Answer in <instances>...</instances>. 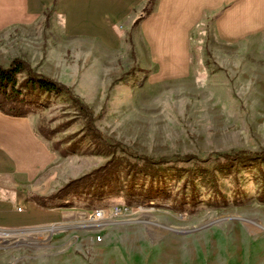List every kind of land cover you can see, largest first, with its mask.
I'll return each mask as SVG.
<instances>
[{"label": "rangeland", "instance_id": "rangeland-1", "mask_svg": "<svg viewBox=\"0 0 264 264\" xmlns=\"http://www.w3.org/2000/svg\"><path fill=\"white\" fill-rule=\"evenodd\" d=\"M56 17L50 9L0 32V65L25 61L67 85L93 114L98 133L69 94L28 91L30 112L16 116L32 119L52 153L54 190L43 197H58L46 207L77 216L109 211L99 226L77 228L84 245L76 256L100 257L96 247L115 229L108 246L123 264H264V158L216 160L218 153L264 149V31L220 40L206 16L192 34L191 69H146L137 19L116 25L106 42L70 34ZM185 155L196 159L177 160ZM40 235L0 238V264H26L21 255L48 242ZM89 236L95 243L86 245Z\"/></svg>", "mask_w": 264, "mask_h": 264}, {"label": "crops", "instance_id": "crops-1", "mask_svg": "<svg viewBox=\"0 0 264 264\" xmlns=\"http://www.w3.org/2000/svg\"><path fill=\"white\" fill-rule=\"evenodd\" d=\"M147 1L0 0V32L32 24L52 9L70 34L108 42L114 27L132 25ZM206 16L218 39L242 41L264 31V0H155L136 27L142 66L161 69L163 63L162 69H191L192 34ZM51 155L30 117L0 110V238L41 233L48 242L40 252L21 255L26 264H123L108 246L115 229L106 231V246L96 247L100 257H77L73 250L84 245L77 230L80 215L32 200V195L47 196L54 190L48 189ZM86 243L95 239L89 236ZM106 252L108 257H101Z\"/></svg>", "mask_w": 264, "mask_h": 264}, {"label": "trees", "instance_id": "trees-1", "mask_svg": "<svg viewBox=\"0 0 264 264\" xmlns=\"http://www.w3.org/2000/svg\"><path fill=\"white\" fill-rule=\"evenodd\" d=\"M155 0H148L147 6H145L142 15L137 18L136 22H139L144 15L151 12ZM26 72L27 76L21 82L19 76ZM28 91H32L34 95L39 93H60L65 92L69 94L76 103L79 104L83 112L88 118V125L91 130L98 133L94 126V118L91 110L84 104H81L79 99L74 95L71 89L58 81H55L46 75L40 74L32 70V68L21 59H14L8 67L0 65V110L11 116H26L30 112V106L28 104L27 96ZM211 158V157H209ZM264 158V149L261 151L239 150L233 153H218L216 154V160L220 164L228 165L231 163H237L246 160H259ZM145 160H153L149 157H143ZM196 159L194 155H185L182 157L177 156L178 161H192ZM105 170V167L92 170L90 173L81 176L76 179H70L69 182L61 189L66 190L73 184L83 182L88 178L96 176L99 172ZM58 197L57 195L51 197L36 196L35 200L43 205L47 206V200ZM63 207V205H60Z\"/></svg>", "mask_w": 264, "mask_h": 264}, {"label": "built area", "instance_id": "built-area-1", "mask_svg": "<svg viewBox=\"0 0 264 264\" xmlns=\"http://www.w3.org/2000/svg\"><path fill=\"white\" fill-rule=\"evenodd\" d=\"M18 210H22L21 207L18 208ZM117 213L121 211V209L116 210ZM109 214V211L105 208L97 209L91 213L88 212H82L80 213V217L82 220V223L80 224L82 227H94V226H99L102 224L106 219ZM97 241L100 242L102 241V237L98 236Z\"/></svg>", "mask_w": 264, "mask_h": 264}]
</instances>
